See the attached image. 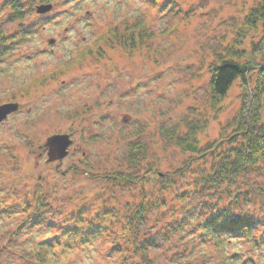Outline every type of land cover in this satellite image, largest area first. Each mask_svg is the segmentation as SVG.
Segmentation results:
<instances>
[{"label": "rangeland", "instance_id": "374dc122", "mask_svg": "<svg viewBox=\"0 0 264 264\" xmlns=\"http://www.w3.org/2000/svg\"><path fill=\"white\" fill-rule=\"evenodd\" d=\"M29 1L22 7L23 21L13 19L8 8L0 16L9 42L0 60V105L19 103L18 111L0 123V264H33L42 241L57 233V225L74 224L80 210L89 219L99 209L115 208L121 220L126 203L140 199L139 187L111 182L115 172L129 169L130 145L146 146V162L173 179L192 156L163 139L160 131L180 123L195 106L208 116L199 135L206 145L229 132L241 105L240 81L218 113L207 101L208 68L213 51L230 36L229 15L240 6L236 0L234 5L229 0H177L183 10L177 14L176 7L161 11L144 0H56L51 10L39 13L40 0ZM140 19L154 36L139 48L107 43V36L99 39L110 28L122 30L125 23ZM26 26H31L29 37L22 38ZM54 134H69L73 143L65 158L49 161L45 144ZM197 166L203 163H193L175 189L162 192L160 180L147 182V194L167 197L162 221L150 214L145 227L150 234L191 207L177 195L187 190ZM38 187L44 190L46 207L34 226L27 222L32 213L15 205L33 203ZM121 221H104L94 238L67 237L64 248L52 247L56 254L47 264H116L111 249L116 241L123 242ZM21 223L27 225L19 228ZM109 224L113 228H106ZM183 231L185 243L197 236ZM180 246L161 247L151 257L158 264L190 263L174 259ZM233 250L197 247L195 257L221 258ZM257 257L261 262L264 255L260 251Z\"/></svg>", "mask_w": 264, "mask_h": 264}, {"label": "trees", "instance_id": "16d2710c", "mask_svg": "<svg viewBox=\"0 0 264 264\" xmlns=\"http://www.w3.org/2000/svg\"><path fill=\"white\" fill-rule=\"evenodd\" d=\"M55 1L40 0L41 5L37 9L47 5L53 7ZM144 1L157 10L163 11L167 7V11H171L176 7L174 14L183 11L177 0ZM236 1L240 6L229 15L233 25L230 36L213 51L208 68L207 101L215 113L220 111L235 83H241V105L228 127L229 132L202 145L199 135L207 127L208 116L205 112L199 114L195 106L189 108V114L180 123L162 129L160 135L163 139L192 156L173 175V179H169L171 174L158 172L154 162H146L149 151L146 146L140 143L130 145L125 160L129 169L111 176V182L116 186L139 187L140 199L126 203L128 211L121 216L123 222L119 220L115 208L99 209L101 214L89 219H84L83 210H80L72 218L74 224L57 225V233L42 241L40 249L33 253V264H47L49 256L56 254L52 247L64 248L69 241L67 237L87 235L94 238L101 231L104 221H121V232L125 235L123 242L116 241L111 249L117 254L116 264H158L151 253L173 244L181 245L174 252L177 263L190 260L186 264H264V258L260 262L257 257L260 251L264 255V0ZM236 1L229 0V3L234 5ZM26 2L30 1L4 0L0 3V16L8 8L13 19L23 21L25 12L22 7ZM31 26L21 28L22 38L29 37ZM122 27V30L118 26L110 28L99 39L107 36V43L133 49L154 36L141 19L127 22ZM8 47L9 42L0 27V60L5 58ZM198 160L203 166H197L196 175L191 182L188 181L187 190L177 195L179 200L189 202L191 207L175 214L165 226L155 228V231L152 229L154 232L150 234L151 230L145 229L150 214L155 215L157 223L161 222L167 197L165 193L163 196L159 193L147 194L145 185L154 179L163 183L159 191L175 189L177 181H182ZM256 205L261 207L252 210L251 207ZM15 206L32 213L27 222L35 226L44 215V190L38 187L34 191L33 203L25 200ZM26 225L21 223L19 228ZM110 225L105 226L113 228ZM185 228L197 235L192 242H184ZM206 246L219 250L233 246L234 250L221 258L205 253H198L200 258H196L197 247Z\"/></svg>", "mask_w": 264, "mask_h": 264}, {"label": "water", "instance_id": "95a60500", "mask_svg": "<svg viewBox=\"0 0 264 264\" xmlns=\"http://www.w3.org/2000/svg\"><path fill=\"white\" fill-rule=\"evenodd\" d=\"M52 6H40L38 8L39 13H45L51 10ZM19 109V103H6L0 105V123L6 120L11 113L17 112ZM73 143V139L69 134H54L50 136L45 144L48 148L49 161L56 159L62 160L69 153V148Z\"/></svg>", "mask_w": 264, "mask_h": 264}]
</instances>
